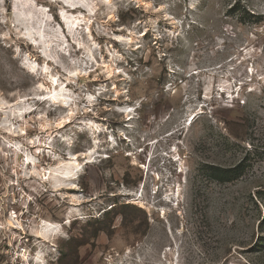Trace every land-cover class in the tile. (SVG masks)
Returning <instances> with one entry per match:
<instances>
[{"label": "rangeland", "instance_id": "obj_1", "mask_svg": "<svg viewBox=\"0 0 264 264\" xmlns=\"http://www.w3.org/2000/svg\"><path fill=\"white\" fill-rule=\"evenodd\" d=\"M71 1L0 0V264H264V0Z\"/></svg>", "mask_w": 264, "mask_h": 264}, {"label": "bare ground", "instance_id": "obj_2", "mask_svg": "<svg viewBox=\"0 0 264 264\" xmlns=\"http://www.w3.org/2000/svg\"><path fill=\"white\" fill-rule=\"evenodd\" d=\"M108 2L110 0H107ZM60 2L63 4L64 7H68L70 9H77L78 6L77 4L72 3L71 0H60ZM79 8V7H78ZM51 80V85H55L56 83V78H54L52 75L48 76ZM68 82H71V78H67ZM43 84L40 83L39 87H42ZM49 88V87H47ZM41 98V97H39ZM38 98V99H39ZM49 102H51L52 104L55 105H69L71 106V104H68L67 99L65 98V96L63 95V93L61 92V87L59 90H57L56 86H54L52 89L49 88L47 97ZM44 99V98H43ZM91 101V100H90ZM72 116V112L70 111L68 118ZM63 120H59L56 124L58 127H62L63 126ZM92 150H88L87 152L82 153V156L85 157L88 155V157L91 155ZM29 162L32 163L33 165V172L38 173L40 175V178H44L45 179V175L47 174L46 172L43 173H39L38 172V164L36 163L35 157L33 156V158H29ZM58 164L55 168L51 169V173H49V176H51L54 179V187L55 188H60L63 185V181H65L66 179H71V178H75L77 176V170L80 167V161H78L76 159V154H70L68 158L66 159H62L58 156L57 158ZM38 166V167H37ZM44 175V177H43ZM65 178V179H64ZM73 197L71 198V200L77 199L76 195H72ZM7 223H11V220L8 219ZM58 226L56 225H52L49 223H45V225L43 226V228L41 229V231L39 232V237L44 238V240H48L47 236L50 232H54L55 230H57Z\"/></svg>", "mask_w": 264, "mask_h": 264}, {"label": "trees", "instance_id": "obj_3", "mask_svg": "<svg viewBox=\"0 0 264 264\" xmlns=\"http://www.w3.org/2000/svg\"><path fill=\"white\" fill-rule=\"evenodd\" d=\"M249 15H250V17H254V18H256L254 21H253V23H256V22H259L260 20L258 19L259 18V15H255V14H251L250 12H247ZM259 244H261L262 245V247L264 246V236H261L260 237V242H259ZM264 248V247H263Z\"/></svg>", "mask_w": 264, "mask_h": 264}]
</instances>
